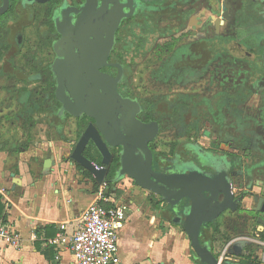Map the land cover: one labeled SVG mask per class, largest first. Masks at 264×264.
I'll return each instance as SVG.
<instances>
[{"label":"flooded vegetation","instance_id":"1","mask_svg":"<svg viewBox=\"0 0 264 264\" xmlns=\"http://www.w3.org/2000/svg\"><path fill=\"white\" fill-rule=\"evenodd\" d=\"M86 1L0 0V123H20L27 136L25 125L32 126L33 117L34 130L42 126L48 140L56 133L63 136L57 138L60 147H74L94 122L85 114L74 117L60 111L52 67L61 30L77 22V10ZM132 4L134 12L121 20L108 64L101 71L117 76L119 64V93L140 104L139 120L158 124L159 132L149 143L153 169L171 172L198 165L206 172L226 171L236 197L244 191L264 196V0H133ZM202 11L207 16L197 15ZM147 53L154 62L137 63ZM134 55L136 62L131 59ZM140 71L144 72L142 83H135ZM68 118L74 120V138L64 135ZM162 137L168 139L160 143ZM87 147L95 146L89 142ZM158 147H169L172 154L165 155ZM113 152L114 169L119 167L120 148ZM86 155L101 165L90 149ZM120 182L109 183L116 188L113 195L132 209L143 188L136 184V192L125 185L120 196ZM91 187L94 191L97 184L92 181ZM153 194L157 198L150 196V201L161 211L163 221L174 223L175 217L183 216L188 199L173 212L160 195ZM249 202L221 214L226 215L231 240L239 230L248 233L255 222L252 213H246L248 206L253 207L250 197ZM253 243L245 250L252 252ZM233 247L232 242L228 253L240 257L230 253Z\"/></svg>","mask_w":264,"mask_h":264},{"label":"water","instance_id":"2","mask_svg":"<svg viewBox=\"0 0 264 264\" xmlns=\"http://www.w3.org/2000/svg\"><path fill=\"white\" fill-rule=\"evenodd\" d=\"M133 1V0H132ZM131 0L121 4L118 0H87L77 10L76 23L69 22L63 36L55 43L57 57L53 71L57 79L56 97L61 104L60 111L74 117L82 115L94 119L82 132L74 147H67L63 155L65 163L71 165L75 176L82 181L97 185L104 181L116 183L125 177L134 180L141 188L158 194L168 203L173 212L184 199L188 205L183 216L173 222L182 225L190 239L199 261L204 264H243L239 261L221 260L211 246L203 241V227L216 221L230 209L236 211L249 202L246 213L264 228V196L244 191L240 196L231 191V182L226 171L206 172L198 165L181 167L180 171L157 172L153 169L154 154L149 143L157 136L156 122L144 123L137 118L140 104L118 91L122 75L119 64L117 76L101 71L108 64V58L115 44V34L124 17L131 16L134 6ZM124 7L130 8L125 12ZM224 16L227 11H224ZM92 142L95 147H87ZM122 146V147H116ZM120 148L119 167L112 166L115 153ZM101 159L99 165L86 155ZM52 154L46 157L44 172L49 173ZM250 195V196H247ZM253 242L240 238L234 241L230 253L243 255L245 246Z\"/></svg>","mask_w":264,"mask_h":264},{"label":"crops","instance_id":"3","mask_svg":"<svg viewBox=\"0 0 264 264\" xmlns=\"http://www.w3.org/2000/svg\"><path fill=\"white\" fill-rule=\"evenodd\" d=\"M32 145L0 146V201L4 206L0 221L14 227L23 238L21 248L0 241V264H74V257L68 250L61 251V259H57L56 247L50 240L56 236L61 223H66L69 232L82 224L86 210L94 201L95 190L91 183L75 176L71 165L64 162L67 147ZM49 153L53 162L49 173H45L44 162ZM112 192L116 195V188ZM132 208L120 234L121 264H166L167 261L169 264H198L189 251L188 236L187 249L167 250L154 240L160 230L153 228L155 217L147 219L143 203H136L135 198ZM249 228L248 233L239 230L225 247L242 237H250L254 242L251 249L258 247L264 251V228L257 222H251ZM218 232L219 228L216 234ZM202 238L205 243H211L213 249L214 241L209 233ZM249 254L252 252L233 257L241 262L247 260ZM259 263L255 261V264Z\"/></svg>","mask_w":264,"mask_h":264},{"label":"built area","instance_id":"4","mask_svg":"<svg viewBox=\"0 0 264 264\" xmlns=\"http://www.w3.org/2000/svg\"><path fill=\"white\" fill-rule=\"evenodd\" d=\"M108 189L107 181L97 185L94 201L86 210L82 224L76 230L69 232L66 223L60 224L56 236L50 240L56 247L57 259H61V251L68 250L74 257V264L122 263L120 234L132 209L125 202L116 200ZM0 241L21 248L23 238L14 227L0 221ZM229 246L225 247L218 257L221 260L235 261L228 253Z\"/></svg>","mask_w":264,"mask_h":264},{"label":"rangeland","instance_id":"5","mask_svg":"<svg viewBox=\"0 0 264 264\" xmlns=\"http://www.w3.org/2000/svg\"><path fill=\"white\" fill-rule=\"evenodd\" d=\"M208 13V12H207ZM197 15L201 16H207L204 11L201 13H197ZM244 53V50L240 52V55ZM154 62L153 56L150 54H146L145 58L142 60L138 59L137 63L142 64H152ZM143 71L138 72V74L134 77L135 83H142L143 80ZM257 103V102H256ZM256 103L254 105H256ZM72 128H74V120L71 118H68L65 125L64 135H66L68 138H74V134L72 132ZM35 139L30 142L32 147H52L53 145H59L61 142L57 141V137L59 136L56 133H53V137H50L48 140L45 136V128L40 126L37 131L35 130ZM168 137H162L160 138L159 142L163 143L165 140H167ZM26 136L24 133H22L20 123H16L15 126L10 125L7 123V121H2L0 123V145L2 147H18L22 146H28L27 145ZM159 149H162L165 152V155H171L172 150L169 147H158ZM129 187L128 190L131 187H134L136 192H138V185L135 183L131 185V181L126 177L124 180H121L120 185L118 187L121 188L120 196L125 193V190L122 188L124 186ZM150 196H153L154 199L157 198L156 195H154L151 192H148L145 189L140 190V194L135 196V202H142L143 207H145L144 215H146L147 219H151L152 217L156 220L153 224V228L155 229L158 227L159 235L154 238L160 246L165 247L167 250L173 249V248H180L183 249L186 247L187 249V234L182 228V225L174 224L168 221H163L161 217V211L152 205V202L150 201ZM144 199V200H142ZM133 212V208L130 213ZM225 219L226 215L221 216L217 221H219V232L215 236L214 244H213V250L215 254L218 256L220 254V251L229 243L231 240V233L227 230V227L225 226ZM256 248V247H255ZM189 251L191 254L194 252L192 246L189 247ZM257 251V253H256ZM260 251V254L258 255V252ZM252 257L255 258V261L259 264H264V261L262 258L264 257V251L263 249H252ZM257 254V255H256ZM262 254V256H261ZM160 257V256H159ZM260 257V258H259ZM262 257V258H261ZM252 258V259H253ZM162 259V258H159ZM167 260V259H166ZM166 262V261H165ZM169 264V261L166 262V264Z\"/></svg>","mask_w":264,"mask_h":264},{"label":"trees","instance_id":"6","mask_svg":"<svg viewBox=\"0 0 264 264\" xmlns=\"http://www.w3.org/2000/svg\"><path fill=\"white\" fill-rule=\"evenodd\" d=\"M131 59L133 60L132 62H136V55L131 56ZM165 62H167V60ZM22 90H25V89H22ZM52 96H53V99H55L54 94H52ZM30 121H32L34 123L32 126L28 125V123L25 125V132H26V135H27L26 137H27V140H28L27 141L28 142L27 145L35 139V134H36V132L34 130L35 120L33 119V117L30 119ZM57 138L61 139V138H63V136L60 135ZM113 188L114 187L111 186V184H109L108 191L112 192ZM3 212H4V206L2 205V202L0 201V215ZM218 228H219V225H218L217 221L216 222H212V223L208 224L206 227H204L202 229L201 236H203L205 234L207 235V233H209V235L211 236V240L214 241L215 240V234L218 231ZM192 256H193V259L195 260L196 263L204 264V263L199 261L198 257L195 255L194 252L192 253ZM252 258H253L252 254H249L248 255V259L241 261V263H243V264H255V258H253V259Z\"/></svg>","mask_w":264,"mask_h":264}]
</instances>
